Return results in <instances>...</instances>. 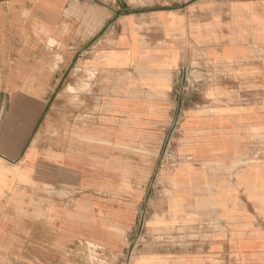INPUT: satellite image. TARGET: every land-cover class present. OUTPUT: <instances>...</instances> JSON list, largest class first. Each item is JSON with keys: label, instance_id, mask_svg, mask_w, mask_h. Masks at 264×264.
Listing matches in <instances>:
<instances>
[{"label": "crops", "instance_id": "1", "mask_svg": "<svg viewBox=\"0 0 264 264\" xmlns=\"http://www.w3.org/2000/svg\"><path fill=\"white\" fill-rule=\"evenodd\" d=\"M101 260L264 264V0H0V264Z\"/></svg>", "mask_w": 264, "mask_h": 264}, {"label": "rangeland", "instance_id": "2", "mask_svg": "<svg viewBox=\"0 0 264 264\" xmlns=\"http://www.w3.org/2000/svg\"><path fill=\"white\" fill-rule=\"evenodd\" d=\"M77 74H79L82 78L81 83L79 84H70L68 89L70 88V90H67L66 92H64L63 94H61V98L62 99H67L70 98L69 101L66 102L65 107L67 109L70 110L71 113L76 114L78 113V107L83 105V102L80 101V97L79 94L81 95H90L93 89V81H97L101 75H103L102 73H100L98 70H92V69H83L80 71L75 72V75L77 77ZM77 81V80H76ZM72 90V92H71ZM68 91H70V94L68 93ZM69 94V96L65 95ZM65 96V97H64ZM76 120H78V118H76ZM173 201V200H172ZM88 254L90 256V260L94 261V258H99V254L95 251H89L88 250ZM102 259V258H101ZM101 264H110L108 262H104V260L100 261ZM99 263V264H100Z\"/></svg>", "mask_w": 264, "mask_h": 264}, {"label": "bare ground", "instance_id": "3", "mask_svg": "<svg viewBox=\"0 0 264 264\" xmlns=\"http://www.w3.org/2000/svg\"><path fill=\"white\" fill-rule=\"evenodd\" d=\"M114 42H115V41H114ZM68 90H70V88H69ZM71 92H72V90H71ZM68 93L70 94V91H68ZM69 94L66 95V93H65L66 96H69ZM64 97H65V96H64ZM70 98H71V97H70ZM78 108H79V107H78Z\"/></svg>", "mask_w": 264, "mask_h": 264}]
</instances>
